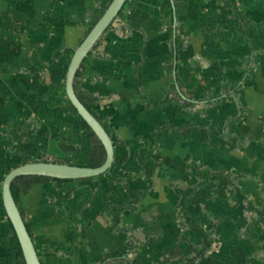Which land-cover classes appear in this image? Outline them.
I'll return each instance as SVG.
<instances>
[{
	"label": "crops",
	"instance_id": "1",
	"mask_svg": "<svg viewBox=\"0 0 264 264\" xmlns=\"http://www.w3.org/2000/svg\"><path fill=\"white\" fill-rule=\"evenodd\" d=\"M111 1L0 0V175L21 154L63 157L61 141L89 147L65 52ZM162 3L129 0L82 84L127 159L20 199L42 264H172L203 248L196 264H264V0H170L172 38ZM216 174L233 178L224 193ZM0 264H22L1 195Z\"/></svg>",
	"mask_w": 264,
	"mask_h": 264
},
{
	"label": "trees",
	"instance_id": "2",
	"mask_svg": "<svg viewBox=\"0 0 264 264\" xmlns=\"http://www.w3.org/2000/svg\"><path fill=\"white\" fill-rule=\"evenodd\" d=\"M128 2H129V0L126 1L122 10L119 12V14L123 11L124 7L128 4ZM106 8H107V6L101 8L97 12L94 21L88 25L89 26L88 32L95 25V23L98 21V19L102 16V14L106 10ZM162 13H163V16L166 18L167 27L169 30V36L172 38L173 37L174 16H173V9H172L170 0H163ZM243 22H244L243 15L241 13L237 12L232 23L234 25H239V24H242ZM111 25H112V23H111ZM101 38L97 41V43L94 45L92 50L88 53V55L83 59L82 64H81L80 68L78 69V71L76 72V75L74 78V89H75V92H76L78 98L95 116H96V114H95L92 107L96 102V98L93 95H91L88 91L83 89L82 84L87 78H93V76H94L93 75L94 72H93V68H92V59L95 56V50H96L97 46L99 45V43L101 42ZM74 52H75L74 48L68 49L65 52V55H66L68 62H70ZM171 92L176 93V90L174 88H172ZM66 105H67L70 113H72L79 120V122L82 126V129L87 134V137L89 139V147L79 148L74 144L68 143L66 141H61L60 142V148L62 149V151L64 153L63 157L49 159L47 157H44L41 153L30 152V153L19 155V159L16 162V164L14 165V167L17 165H20V164L33 162V161H37V160H45V161L53 160L56 162H64V163H68V164H73V165H78V166H88V167L99 166L105 161L107 153H106L105 147H104L103 143L101 142V140L99 139V137L96 135V133L93 131V129L87 124V122L79 115L76 107L72 104V102L68 98L66 100ZM104 127L109 132L108 128L105 125H104ZM113 143H114V146L117 145L116 140H113ZM126 159H127V151L124 153V155L121 159L114 160L111 168L108 169L104 174H106V173L111 174L114 167L118 163L124 162ZM140 161L142 162V164L144 166L146 176L149 179L152 178V176L154 174V170L156 168V163L145 153L141 154ZM5 175L6 174L0 175V195L1 196H2V182L4 180ZM102 175L103 174L93 176V177L77 178V179H60V178H55V177H50V176H45V175H21V176L15 178L12 185H11L12 193H13L14 198L18 204L20 212H21L22 216L24 217L25 224H26V227H27L30 235L33 237V226L36 222V219H29L26 216V214H25V212L21 206L20 199H21L22 195L28 194L35 184L47 182V181H60V182L79 181V180H83V179H90V178L99 177ZM129 176L130 175H123V177H129ZM114 178L118 179L119 177L114 175ZM213 178L217 179V181H218V192L219 193H224L223 188L225 186H227L228 184L229 185L233 184V178L229 174L228 175L216 174V175H213ZM54 195L55 194H53V197H54ZM251 208H253V207H251ZM7 224H8V232H9V245L11 248L16 249L19 252L20 258L22 260V264H26L24 257H23V254H22L20 242H19L18 237L15 233L13 225H12V223L8 217H7ZM195 228L200 230V228H198L197 226H195ZM207 239H208V241L206 242V248L210 247L212 244V239H210L209 237H207ZM204 249L205 248L198 251L197 254L194 256H191L188 258H180L178 260H175L172 262V264H196L197 257L202 254ZM107 256L114 258L117 255H116V253H108Z\"/></svg>",
	"mask_w": 264,
	"mask_h": 264
},
{
	"label": "water",
	"instance_id": "3",
	"mask_svg": "<svg viewBox=\"0 0 264 264\" xmlns=\"http://www.w3.org/2000/svg\"><path fill=\"white\" fill-rule=\"evenodd\" d=\"M127 0H112L102 16L90 29L81 43L76 47L75 52L69 62L66 74V94L67 98L76 107L79 115L93 129L103 143L107 156L105 161L96 167L78 166L53 160H37L13 167L6 173L2 182V202L7 217L11 221L15 233L20 242L22 254L26 264H42L30 235L24 217L22 216L18 204L12 193L11 185L15 178L21 175H45L60 179H77L93 177L104 174L111 168L115 156V146L111 135L102 122L81 102L74 89V78L80 68L83 59L92 50L97 41L106 32L108 27L119 15Z\"/></svg>",
	"mask_w": 264,
	"mask_h": 264
},
{
	"label": "rangeland",
	"instance_id": "4",
	"mask_svg": "<svg viewBox=\"0 0 264 264\" xmlns=\"http://www.w3.org/2000/svg\"><path fill=\"white\" fill-rule=\"evenodd\" d=\"M53 159V157H51Z\"/></svg>",
	"mask_w": 264,
	"mask_h": 264
}]
</instances>
